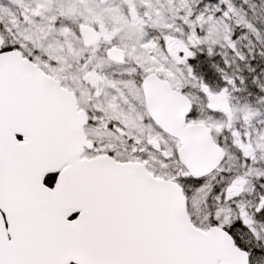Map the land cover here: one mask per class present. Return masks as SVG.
I'll list each match as a JSON object with an SVG mask.
<instances>
[{"label": "snow or ice", "instance_id": "obj_1", "mask_svg": "<svg viewBox=\"0 0 264 264\" xmlns=\"http://www.w3.org/2000/svg\"><path fill=\"white\" fill-rule=\"evenodd\" d=\"M0 0V264H264V0Z\"/></svg>", "mask_w": 264, "mask_h": 264}, {"label": "rangeland", "instance_id": "obj_2", "mask_svg": "<svg viewBox=\"0 0 264 264\" xmlns=\"http://www.w3.org/2000/svg\"><path fill=\"white\" fill-rule=\"evenodd\" d=\"M80 2L86 4L87 0H80ZM155 3H160V0H155ZM107 5L110 10L104 13L105 22L109 24L113 23L114 19H116L113 16V11H115L119 13V19L117 20V22L120 23L121 26H123V17L127 14V9L124 8L122 0H107ZM136 5L140 11H143L145 6H148L149 10L152 9V6L149 5L148 0H136Z\"/></svg>", "mask_w": 264, "mask_h": 264}]
</instances>
